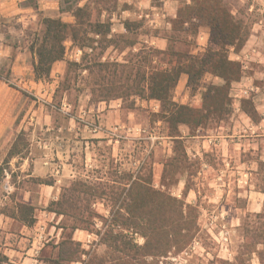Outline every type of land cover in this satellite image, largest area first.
Returning <instances> with one entry per match:
<instances>
[{
	"label": "rangeland",
	"instance_id": "rangeland-1",
	"mask_svg": "<svg viewBox=\"0 0 264 264\" xmlns=\"http://www.w3.org/2000/svg\"><path fill=\"white\" fill-rule=\"evenodd\" d=\"M75 1L36 0L34 7L24 1L10 0L5 2L10 3L8 8L18 9L20 13L0 17V77L6 79L15 90L14 97L18 93L19 114L21 118H26L11 143L22 133V142L19 143L21 153L14 157L16 161L13 165H9L10 161L5 165L10 146L0 164L6 168L5 178L6 173L11 177L7 182L14 185V190L8 194L7 183L3 181L0 184V264H22L13 259L9 261L5 255L9 252L5 249L23 254L29 248H33V251L28 264H47V259L56 257L57 244L67 237L79 244V253L69 264H88L93 256L108 259L111 254L100 242L108 229L126 234L133 243L142 246L144 238L139 231L111 225L110 222V213L126 197L124 190L129 187V182L136 180L154 191L183 202V214L188 215L186 222L189 224L185 226L191 229L189 241L180 249L172 247L165 257L157 258L160 259L159 264H234L235 257L243 251L241 226L264 208L259 170V163L264 162V126L261 131L248 128L244 132L237 131L233 140H237L242 148L231 147L226 150V155L221 147L205 151L203 141L208 132L221 125L231 127V132L234 131L230 117L234 114L235 104L229 97L230 114L223 122L202 126L192 133L185 126H180L178 140L181 146L175 145L169 137L166 124L156 115L160 109L155 103H146L139 96L98 101L100 98L97 94L91 95V81L86 72L73 69L67 73L69 63H79L83 52L79 53V48L70 40L64 42L63 60L53 64L49 77L35 79L32 70L35 56L31 48L42 35L43 19L59 18L72 23L73 17L61 13L60 8ZM141 1L79 0L80 6L87 3L91 8L103 7L100 20L110 22V34L117 39L116 43L106 47L105 42L94 43L92 55H98L97 60L122 66L163 68L165 63L161 59L152 55L146 57L149 49L164 50L168 46L195 55L204 52L208 46V29L204 26L199 28L194 38L170 32V17L159 18L154 28L147 20L137 19L133 15L127 17L122 13L124 10L138 12L136 6ZM167 1L176 11L178 2ZM150 2L158 5L156 0ZM223 2L235 19L249 27L244 46L239 51L230 47L228 58L240 66H248L242 70L243 76H250V81L263 89L264 93V0ZM127 20L134 25L141 24L128 36L134 41L131 48H126L124 40L118 38L125 33L123 27ZM155 39L156 43L151 45ZM86 52L90 50L86 49ZM209 80L210 76L204 74L198 90L193 93L189 89L182 92L178 89L176 93L174 89L172 99L178 95V102L184 97L185 104L199 107L200 94L210 83ZM99 102H105L106 105L101 104L99 109ZM108 105L110 109H105ZM110 111L111 128L120 126L122 129L111 136L110 143L92 139V125L98 123L102 128L101 117L97 116ZM252 122L257 124L259 117L256 122ZM191 135H197V138H189ZM86 144L88 148L84 150ZM24 158H44L55 164L59 171L57 176L63 175L59 194L62 187H67L74 180H83L98 188L99 198L89 205L93 217L87 230L71 231L72 221L69 217L54 213L50 215L46 211L47 206L44 208L33 203L35 222L30 227L35 226L38 220L43 221L46 239L36 241L32 246L34 236L23 234V224L9 217L14 203L23 202L20 191L26 188L35 190L37 185L34 183L35 178H24L31 171V166L28 167L30 164L20 168V159ZM85 159L91 167L84 166ZM61 164L70 166L64 169ZM68 175L73 177L69 178ZM121 191L120 200L114 203L110 198ZM58 198L59 195L51 201H57ZM6 239L10 244L5 245ZM263 248L264 245H258L255 251ZM248 264H259L256 252L251 254Z\"/></svg>",
	"mask_w": 264,
	"mask_h": 264
},
{
	"label": "trees",
	"instance_id": "trees-1",
	"mask_svg": "<svg viewBox=\"0 0 264 264\" xmlns=\"http://www.w3.org/2000/svg\"><path fill=\"white\" fill-rule=\"evenodd\" d=\"M36 0H24L36 7ZM178 2L175 17L171 18L170 32L196 37L199 28L208 29V46L202 54L180 52L172 47L164 50L149 49L146 57L152 55L161 59L165 67L151 66H122L116 63H102L93 54L94 43L105 42L106 46L116 43L117 39L110 34V22L101 21L102 6L91 8L85 3L79 5V0L60 8L61 13H68L74 19L72 23L59 18L46 17L43 19L44 30L38 42L31 48L35 56L32 70L35 79L49 77L54 63L63 60L65 53L64 42L70 40L82 52L80 62H70L67 73L74 70L86 72L91 81V95H98L106 101L127 96H139L145 100H155L160 104V112L156 114L169 131V137L175 145H180V126L191 131L212 123L220 124L230 114L229 91L231 85L243 76L242 66L228 58V49L233 47L239 51L249 36V27L235 19L227 9L223 0H176ZM189 1V3H187ZM141 24L134 25L125 21V33L118 36L124 40L126 48H131L134 41L129 34ZM92 36V37H91ZM86 49L90 50L89 53ZM145 57V58H146ZM187 76L186 86L191 93L199 88L204 74L221 79L222 84H207L201 94L199 107L178 104L173 101L172 93L177 86L180 76ZM123 79V81H121ZM5 83L10 86L8 81ZM241 108L251 121L256 122L257 114L248 100L241 102ZM20 133L11 145L5 165L10 159L21 153L22 142ZM172 161V160H170ZM264 194V162L259 163ZM6 168L0 166V184L5 179ZM36 184H52L51 180L35 178ZM125 196L119 207L110 213L111 225L136 229L144 238L142 246H138L126 234L106 230L100 238L111 256H93L88 264H159L172 247L180 249L189 241L191 229L184 215V203L169 195L154 191L138 180L129 182ZM98 188L83 180H74L61 188L57 201H51L46 211L58 216L71 219V231L87 230L91 226L93 213L89 205L98 196ZM122 191L110 199L117 203ZM99 198V197H98ZM34 206L29 203H14L9 217L24 226L30 227L35 219ZM110 225V226H111ZM109 226V227H110ZM243 243L242 253L236 256L234 264H248L250 256L256 252L259 264H264V248L255 251L258 245H264V208L261 213L246 220L241 226ZM55 258L47 259V264H69L79 253V244L71 237L57 244ZM161 264H163L161 262Z\"/></svg>",
	"mask_w": 264,
	"mask_h": 264
},
{
	"label": "crops",
	"instance_id": "crops-1",
	"mask_svg": "<svg viewBox=\"0 0 264 264\" xmlns=\"http://www.w3.org/2000/svg\"><path fill=\"white\" fill-rule=\"evenodd\" d=\"M6 1L10 0H0V17L8 16L11 14L15 13H20L18 9L14 10V8H8L7 5L10 3H5ZM16 1V0H15ZM18 1H24V0H18ZM50 1V0H48ZM166 11L167 15L169 17L174 18L176 11H174L173 7L169 3V1L166 3ZM156 40H153L151 42L152 45L156 43ZM158 47V46H157ZM0 48H1V43H0ZM244 73V72H243ZM210 76L211 81L208 84H214V85H220L222 83L221 79L218 77L211 76L210 74H207ZM249 79L251 78L250 76L248 77ZM186 80L187 76L182 74L179 78V81L177 83V86L175 87V92L178 93V89L180 91H187L188 88L186 86ZM219 80V83H216L215 81ZM234 84V83H233ZM259 88V87H258ZM263 89L259 88V92L250 100V102L253 103L254 110L259 117V122L253 123L249 116L244 113V111L239 108V111H234V114L230 117V122L233 124V129L231 132V127H224V126H218L215 130H212L208 132V134L204 137L203 141V146L206 147L205 151L208 150H213V148H222V152L224 155H226V150H230L231 147L234 146H239L240 144L237 143V140L235 139V134L236 132H244L245 130L250 129H256L260 130L264 126V93L262 92ZM15 90L11 88L8 84L5 83L4 79L0 77V164L3 162L4 157L6 155V152L8 151L9 147L11 146L13 137L15 134L21 129V122L23 119H26L25 116L22 118L20 117V107H19V96L18 93L15 94ZM201 97V94H200ZM179 96L173 97V101L178 103V104H185L184 97L180 102H178ZM201 100V99H200ZM147 103H155L157 106H159L160 109V104L158 101L155 100H145ZM104 104L106 105L105 102H99L97 107L100 109V105ZM110 106L108 105L109 108ZM114 112V111H113ZM155 112H158V110ZM84 114V113H83ZM112 114V111L106 112L103 114H100V116H97L98 118L101 117V126L102 128L99 129L98 131H93L91 134L92 139L95 140H106L108 143L112 141L111 136L114 135L112 132V122L110 115ZM29 119H32L31 117ZM200 129V128H199ZM198 129V133L199 130ZM261 131V130H260ZM264 133V130H262ZM264 136V134H262ZM191 139L197 138V135H191L189 136ZM88 146L83 148L84 150H87ZM195 156V154H193ZM22 160V163L20 165V168L28 167L30 168L31 166V171L28 172L27 174L24 175V178L29 179V178H41V179H48L52 181V184L47 185V184H37L35 190L26 188L24 190H21L20 194L22 195V199L24 203H37V205H40L41 207H46L48 203L51 200H55L58 195H59V184L63 181V175L57 176L59 171L56 169L55 164H52L50 161H45V159H29V158H24L20 159ZM16 161L15 158H12L9 162V165H13V163ZM64 169H68L70 164H61ZM84 166L85 167H91V165L88 164L87 159L84 160ZM67 167V168H66ZM22 171V170H20ZM69 178H72L73 176L68 175ZM10 175L6 173V178L4 179V183H7V188L9 190L8 194L11 193L14 190V185H12L10 182H7V179H10ZM42 212V211H41ZM44 214H47L46 211L43 210ZM48 214H52L48 212ZM36 218V217H35ZM44 222L41 220L36 221L35 226L33 227H26L22 225L21 231L23 234H32L33 237V242L32 246L34 247V243L36 241L40 240H45L46 239V228L43 224ZM84 235V234H82ZM84 238V236H82ZM8 239L5 241V245L10 244L7 242ZM21 243V239H20ZM9 253L5 254L9 257V261H18L22 264H28L30 259L31 252L33 251V248L27 249V251L23 254L19 253L18 251H15L13 249H5Z\"/></svg>",
	"mask_w": 264,
	"mask_h": 264
},
{
	"label": "built area",
	"instance_id": "built-area-1",
	"mask_svg": "<svg viewBox=\"0 0 264 264\" xmlns=\"http://www.w3.org/2000/svg\"><path fill=\"white\" fill-rule=\"evenodd\" d=\"M150 1L151 0H142L140 3H138L136 6L138 9V12H130V11L124 10L122 13H125L127 17H130V15H133L137 19L147 20L149 23L153 24L154 28H156L157 21L159 18L169 17V15H167L166 6H165L168 1L167 0H156L158 5H155V4L153 5L151 4ZM112 21L113 19H111V22ZM78 52L80 53L81 50L78 49ZM247 68L248 66H242L243 71L246 70ZM250 80L251 79H249L248 77L242 76L238 82L231 85L229 97L232 99V101L235 104L234 105L235 111H239V108H240L239 105L242 100H251L259 92L258 86H255ZM99 129H100V124L94 123L92 125V131H98ZM121 129L122 127L120 126H114L112 128V132L115 135V133L119 132Z\"/></svg>",
	"mask_w": 264,
	"mask_h": 264
}]
</instances>
